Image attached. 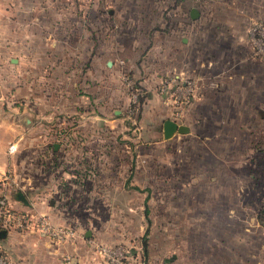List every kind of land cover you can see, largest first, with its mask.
I'll return each instance as SVG.
<instances>
[{
  "label": "crops",
  "instance_id": "obj_1",
  "mask_svg": "<svg viewBox=\"0 0 264 264\" xmlns=\"http://www.w3.org/2000/svg\"><path fill=\"white\" fill-rule=\"evenodd\" d=\"M260 1L249 3L257 6ZM43 7L35 0H0V195L4 194L13 208L46 214L54 224L73 228L76 235L56 242L37 231L4 229L0 230V253L5 258L4 264H105L95 245L98 241L103 244L120 241L121 228L112 220L113 207L120 205L121 210L126 209V216L134 214V229H139L141 219L146 217L144 208L150 195H142V187L130 181L127 184L110 181L105 167L100 171L94 169L84 182L79 175L88 167L76 170L49 167V156L58 159L63 156L61 142L67 138L79 140L83 150L95 142L92 133L99 125L111 127L122 117L118 111L115 113L117 108L113 104L114 93L118 91L115 58L108 56L105 48L94 45L91 38L82 37L83 29L78 25L43 21L40 16ZM234 7H222L215 23L209 22L200 35L197 36L199 31H193L192 42L182 37L180 45L174 42L168 49L173 67L179 55H185L186 64H195L191 71L198 74V93L187 110L199 114L198 120L201 119L207 136L202 142L210 141V136L212 140L218 137L220 149L212 157L219 160L236 157L240 152L234 147L243 133L241 128L246 127L242 120L256 125L258 107L262 110L264 103V86L257 84V67L245 57V30L254 14L246 7ZM181 47L185 48L182 54ZM198 49L203 53L202 59L193 55ZM19 77L24 81L20 82ZM158 101L157 95L150 91L148 114L154 110L162 112ZM160 118L163 140L192 131L186 121ZM167 118L185 124L188 131L164 138L162 123ZM251 129L248 136L252 137ZM11 143L15 146L13 150L8 149ZM80 154L79 158L87 156L86 151ZM103 174L108 175L94 181L96 175ZM131 197H141L143 201ZM184 201L190 207L187 214L199 223L197 227L192 225L187 235L192 238V252L206 258L211 253L205 245L208 239L211 241V231L218 222L232 221V210L225 213L222 208L220 215L218 208L215 222L211 220L209 207H223L224 197L209 200L192 196ZM239 220L236 217L234 224ZM261 222L257 229L251 219L245 221L232 249H227L225 242H218L232 250L231 255L239 264H260L259 257L264 255V221ZM85 230L90 232L87 237ZM131 246L133 257H137L138 247ZM177 248L176 243L171 247L172 256L177 255ZM64 255L70 257L68 263ZM192 259L193 263L197 261Z\"/></svg>",
  "mask_w": 264,
  "mask_h": 264
},
{
  "label": "rangeland",
  "instance_id": "obj_2",
  "mask_svg": "<svg viewBox=\"0 0 264 264\" xmlns=\"http://www.w3.org/2000/svg\"><path fill=\"white\" fill-rule=\"evenodd\" d=\"M35 1L44 6L43 12L38 13L43 21L78 25L83 29L81 36L105 48L118 66L115 73L118 91L115 89L113 104L122 120L111 127L99 125L92 133L95 142L83 150L78 141L62 142L63 151L69 156L65 168L95 167L100 171L105 167L110 181L123 184L130 181L142 187V195H150L144 208L146 217L141 219L139 229H134V214L126 216V209L121 210L120 205L113 207L112 220L120 225V241L106 244H120L125 250L126 264H239L231 255L232 250L227 249L236 246V236L242 233L245 221L251 219L257 229L264 221V103L262 110L258 107L256 125L242 120L246 127L241 128L243 133L240 129L241 141L239 138L234 147L240 151L236 157L213 158L220 149L218 137L212 140L213 136L209 135L210 141L202 142L207 136H204L201 119L198 120L199 114L187 110L198 93V74L191 71L195 64H186L185 55H179L173 67L168 49L174 42L180 45L182 37L192 42L191 33L199 31L198 36L208 28L209 22L215 23L222 7H246L254 16L245 30V57L256 65L257 84L264 86V0L257 6H251L249 0ZM191 7L197 10L195 19L190 17ZM184 51L181 47L180 54ZM193 55L203 58L200 49ZM23 79L19 77L20 82ZM150 91L157 95L162 112L154 110L148 114ZM163 116L180 123L188 122L191 133L174 134L163 140L159 124ZM250 127L252 137L248 136ZM84 151L87 156L79 158ZM108 174L96 175L94 181L99 182ZM81 179L88 181L85 176ZM192 196L209 200L224 197L223 207H209L211 220L215 222L218 208L220 215L232 210V221L218 222L211 231V241L208 239L205 244L211 253L205 255L206 258L199 252L193 254L192 238L187 236L192 225L199 224L187 214L190 207L184 199ZM132 200L143 201L141 197ZM222 208L226 210L222 212ZM120 212L123 213L120 215ZM236 217L241 220L234 224ZM218 241L225 242L227 249ZM175 243L177 255L172 256L170 249ZM131 245L138 247L137 257H133ZM143 245L146 246L144 254ZM228 255L230 260H227ZM192 257L197 261L193 263ZM259 262L264 264V255L259 257Z\"/></svg>",
  "mask_w": 264,
  "mask_h": 264
},
{
  "label": "built area",
  "instance_id": "obj_3",
  "mask_svg": "<svg viewBox=\"0 0 264 264\" xmlns=\"http://www.w3.org/2000/svg\"><path fill=\"white\" fill-rule=\"evenodd\" d=\"M121 60L118 62L120 63ZM11 143L9 150L14 149ZM33 230L48 236L56 242H63L76 235L73 228L65 225L54 224L46 214H33L28 211H21L13 208L4 194L0 195V230L4 229ZM96 250L104 259L106 264H126L125 250L120 244L95 245ZM70 257L64 255L65 263H68ZM5 263L4 256L0 253V264Z\"/></svg>",
  "mask_w": 264,
  "mask_h": 264
},
{
  "label": "water",
  "instance_id": "obj_4",
  "mask_svg": "<svg viewBox=\"0 0 264 264\" xmlns=\"http://www.w3.org/2000/svg\"><path fill=\"white\" fill-rule=\"evenodd\" d=\"M190 17L195 18L197 16V10L193 7L189 10ZM117 113V110L115 111ZM188 131V127L185 124H178L172 119H165L162 123V136L164 138H167L171 136L174 132L178 133H185ZM56 146V143L54 144V147ZM90 232L89 230L84 231V236H89Z\"/></svg>",
  "mask_w": 264,
  "mask_h": 264
},
{
  "label": "trees",
  "instance_id": "obj_5",
  "mask_svg": "<svg viewBox=\"0 0 264 264\" xmlns=\"http://www.w3.org/2000/svg\"><path fill=\"white\" fill-rule=\"evenodd\" d=\"M71 140H73V139H71ZM65 141H70V138H67ZM64 142V141H63ZM78 142H79V140H78ZM81 144V143H80ZM61 146H62V142H61ZM65 146H62V149L64 148ZM64 150V149H63ZM82 156V155H81ZM69 158V156H67V154L65 153V152H63V156L60 158V159H58V158H56V157H54V156H49V158L48 159H50L51 161H50V163H49V167L51 166V165H53L54 167L56 166V167H58V169H61V168H63V167H65V165H64V163H65V160H66V158ZM53 160V161H52ZM67 161V160H66ZM52 162V163H51ZM94 168L95 167H88L87 169H85V170H82V174H80L79 175V178H82L83 176H85L86 177V179H88L89 178V175L91 174V172H94ZM91 176V175H90Z\"/></svg>",
  "mask_w": 264,
  "mask_h": 264
}]
</instances>
